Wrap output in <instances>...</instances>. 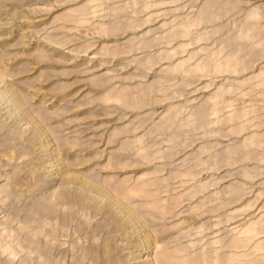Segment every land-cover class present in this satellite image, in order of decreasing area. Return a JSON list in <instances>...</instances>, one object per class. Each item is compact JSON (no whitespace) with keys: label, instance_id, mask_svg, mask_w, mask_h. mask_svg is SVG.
Masks as SVG:
<instances>
[{"label":"rangeland","instance_id":"374dc122","mask_svg":"<svg viewBox=\"0 0 264 264\" xmlns=\"http://www.w3.org/2000/svg\"><path fill=\"white\" fill-rule=\"evenodd\" d=\"M263 4L0 0V264H264Z\"/></svg>","mask_w":264,"mask_h":264},{"label":"bare ground","instance_id":"6f19581e","mask_svg":"<svg viewBox=\"0 0 264 264\" xmlns=\"http://www.w3.org/2000/svg\"><path fill=\"white\" fill-rule=\"evenodd\" d=\"M260 7V6H259ZM262 7H264V4L262 5ZM219 8V7H218ZM261 11H262V9H260V8H254L252 11H250L249 12V14H248V19L250 20V21H255V20H257L260 16H259V13H261ZM222 16V15H221ZM247 38V36H239L236 40H239V39H244V40H247L246 39ZM237 42V41H236ZM245 63V62H244ZM233 67V66H232ZM154 90H153V88L151 87V86H147L146 88H145V90L142 92V93H140V94H138L137 95V98H140V99H137V98H134L133 96H132V93L131 92H133V88H124L123 90H122V92H125L126 94H127V96H129L128 98L132 101V103H137V102H140V101H142V102H145L148 98L150 99V95L152 94V92H153ZM208 111V110H207ZM214 111H217V110H214ZM204 112V109H202L201 111H200V114H202ZM205 113H206V109H205ZM215 122V121H214ZM264 135V134H263ZM263 135H262V137H263ZM255 138V137H254ZM264 138V137H263ZM241 150V149H240ZM239 152V151H238ZM119 192V191H118ZM255 229H256V227L254 226V225H252V226H249V228H248V231L249 232H251V231H255ZM257 230V229H256ZM248 243V242H247ZM247 243H245V239H243V240H241V239H238L237 240V243H234V244H232V245H230V247H243V246H245V245H247ZM264 244V243H263ZM263 244H261V245H263ZM254 246V245H253ZM253 248V250L251 249H249L250 251H251V253L249 252L248 254H253V253H255V252H257L258 251V246H256V247H252ZM263 248H264V246H263ZM262 249V248H261ZM263 250V249H262ZM256 254V253H255ZM262 262H264V260L262 261ZM258 263V262H257Z\"/></svg>","mask_w":264,"mask_h":264}]
</instances>
